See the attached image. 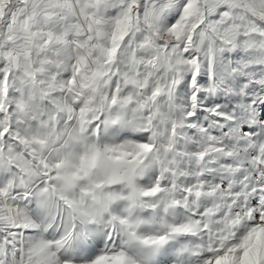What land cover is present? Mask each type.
Wrapping results in <instances>:
<instances>
[{"label": "snow or ice", "instance_id": "obj_1", "mask_svg": "<svg viewBox=\"0 0 264 264\" xmlns=\"http://www.w3.org/2000/svg\"><path fill=\"white\" fill-rule=\"evenodd\" d=\"M0 264H264V0H0Z\"/></svg>", "mask_w": 264, "mask_h": 264}]
</instances>
